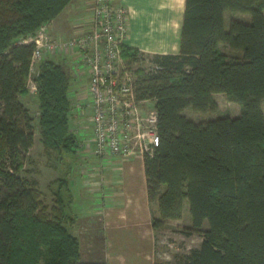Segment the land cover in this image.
<instances>
[{
	"label": "trees",
	"instance_id": "1",
	"mask_svg": "<svg viewBox=\"0 0 264 264\" xmlns=\"http://www.w3.org/2000/svg\"><path fill=\"white\" fill-rule=\"evenodd\" d=\"M70 1L0 0V264H108L83 262L70 229L71 165L60 164L79 137L72 131V78L53 59L41 61L35 94L45 156L61 169L50 206L37 180L22 175L34 141L32 117L19 100L28 92V39ZM228 10L248 13L250 21L231 19L225 28ZM121 52L127 62L149 57L147 69H135V92L154 100L157 115L158 145L143 156L153 230L180 219L186 199L191 225L181 230L201 241L175 254L178 264H264V0H184L177 53L126 45ZM217 92L239 105L237 116L195 122L182 113L217 111Z\"/></svg>",
	"mask_w": 264,
	"mask_h": 264
},
{
	"label": "crops",
	"instance_id": "2",
	"mask_svg": "<svg viewBox=\"0 0 264 264\" xmlns=\"http://www.w3.org/2000/svg\"><path fill=\"white\" fill-rule=\"evenodd\" d=\"M114 3L123 5L128 12L124 41L127 47L148 54L179 51L184 0H114ZM92 5L93 0H71L47 24L51 35L64 39L87 31ZM84 7L87 15L82 24L76 26L80 28L73 30L72 17L69 20L67 15L83 14ZM51 59L62 64L70 73V96L75 99L82 96V86L86 85L87 77L85 73L77 75L74 72L75 55H56ZM212 97L220 112H223V106L235 103L227 101L220 92L213 93ZM239 112L240 107L233 116L230 112L222 115L234 117ZM83 134L87 136L86 131ZM81 151L84 152L82 157L90 156L87 148ZM95 159L101 166L98 177L88 175L86 170L72 168L68 182L72 194L70 211L76 217L70 229L80 241L81 260L106 261L108 264H153L155 230L151 226V205L147 197L143 158ZM86 185L92 186V190L88 191ZM83 191L84 199L81 202L78 196Z\"/></svg>",
	"mask_w": 264,
	"mask_h": 264
},
{
	"label": "built area",
	"instance_id": "3",
	"mask_svg": "<svg viewBox=\"0 0 264 264\" xmlns=\"http://www.w3.org/2000/svg\"><path fill=\"white\" fill-rule=\"evenodd\" d=\"M127 14L114 0H93L87 31L55 38L46 23L28 39L34 43L28 74L33 92L42 60L75 55L74 72L85 73L87 83L86 93L72 103L74 131L79 137L78 149L87 148L98 159L143 158L159 142L154 100L137 98V73L122 57Z\"/></svg>",
	"mask_w": 264,
	"mask_h": 264
},
{
	"label": "rangeland",
	"instance_id": "4",
	"mask_svg": "<svg viewBox=\"0 0 264 264\" xmlns=\"http://www.w3.org/2000/svg\"><path fill=\"white\" fill-rule=\"evenodd\" d=\"M83 11L85 13H76V14H68V19L70 20L72 17V26L71 28L74 30L76 26L82 24V20L87 15L86 7H84ZM231 19H238L244 22L250 21V15L248 13L238 12V11H226L225 12V28H228V23ZM79 24V25H78ZM80 28V27H76ZM81 30V29H77ZM221 50L227 55L231 56L234 54L233 51L229 50L226 46L220 45ZM148 54V53H147ZM124 58V57H123ZM125 59V58H124ZM126 60V59H125ZM127 61V60H126ZM131 69L143 68L147 69L149 64V57H142L139 61L127 62ZM40 65V64H39ZM39 68V66H38ZM26 89L27 94L19 96V100L28 108V111L32 117V126L34 132V141L31 148L25 154L24 158V169L25 172H22V175H27L35 178L37 180V187L41 192V199L43 203L47 206L52 204L53 194L57 189L56 179L61 173V169L57 170L52 166L50 160L47 159L44 153V149L41 143L40 138V129L38 125V107H37V98L35 97L36 92L31 91L30 89V79L27 78L26 81ZM82 94L86 93L85 86H82ZM71 102L73 103L76 99L73 96H70ZM228 101V100H227ZM228 103V102H227ZM234 103V102H233ZM238 104L229 103L227 106H223V112L220 111H194L191 107H186L182 113L189 119L194 120L195 122L200 120H208L210 118H215L219 115L226 114L224 112H230V114H235L238 109ZM72 128L74 126L72 124ZM72 129L73 133L74 130ZM79 139V138H78ZM84 152L80 151L78 148L73 151H69L68 153L63 154V161L60 164L61 168L64 169L67 167V164L71 165V169L74 170H86L88 175H93L94 177H98L100 175L101 166L99 162L96 161L95 157L90 153V156L82 157ZM86 165V167H85ZM84 166V167H83ZM105 170L103 166V171ZM99 186V185H98ZM88 187V191L92 190V186ZM91 189V190H90ZM86 191V189L84 190ZM84 191L82 194H79V200L84 199ZM81 198V199H80ZM83 198V199H82ZM92 198V197H91ZM93 199L91 200V206H93ZM155 205V204H154ZM155 207V206H154ZM71 215L72 212L70 208L68 209ZM190 223V215L188 211V203L187 200H184L183 203V213L182 217L178 220H167L164 227L155 231V247H154V259L158 262H168L170 264H178L174 257L175 254H182L188 252L191 248L197 247L201 241V235L198 233H192L191 235H185L182 232L181 228L189 227ZM207 224L203 223L202 228H206Z\"/></svg>",
	"mask_w": 264,
	"mask_h": 264
}]
</instances>
